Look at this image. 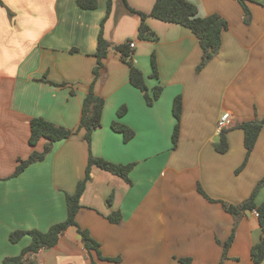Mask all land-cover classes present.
Segmentation results:
<instances>
[{
    "label": "crops",
    "instance_id": "crops-1",
    "mask_svg": "<svg viewBox=\"0 0 264 264\" xmlns=\"http://www.w3.org/2000/svg\"><path fill=\"white\" fill-rule=\"evenodd\" d=\"M0 3V264L21 254L32 237L12 242L18 230L48 231L67 218V195L85 177L90 154L135 166L131 182L92 167L81 197L77 223L101 244L99 264H255L252 248L263 232L254 210L239 215L223 202L248 199L264 177V127L246 165L245 134L239 125L264 120V0H188L206 17L220 14L228 23L219 53L198 69L203 50L191 29L151 15L146 22L156 40L138 38L141 16L121 0H97L84 9L77 0H2ZM149 14L156 0H127ZM118 45L135 43L133 62L160 97L149 105L130 82V67L114 50L98 75V37ZM155 52L159 76L152 77ZM105 99L102 125L89 143L79 129L90 89ZM181 96L179 141L173 148V103ZM127 112L118 117L117 111ZM230 111L228 150L219 152L217 122ZM42 117L75 130L58 141L44 160L13 176L20 159L33 152L31 120ZM114 120L135 130L128 142L112 128ZM219 137V138H218ZM41 139L36 149H44ZM111 197V203L108 199ZM257 203H264V187ZM119 211L120 222L109 216ZM234 240L224 252V244ZM76 226L51 248L30 255L25 264H90ZM264 264V260L260 263Z\"/></svg>",
    "mask_w": 264,
    "mask_h": 264
},
{
    "label": "trees",
    "instance_id": "trees-1",
    "mask_svg": "<svg viewBox=\"0 0 264 264\" xmlns=\"http://www.w3.org/2000/svg\"><path fill=\"white\" fill-rule=\"evenodd\" d=\"M127 12L139 14L141 16V24L139 27V38L143 40H156L155 32L147 24V16L151 15L159 20L165 22L177 23L185 26L195 34L199 39L201 48L203 50L202 60L198 69H202L207 63L213 59L220 51L222 46V34L227 28V21L218 13L202 17L199 14L197 5L188 0H156L154 6L149 14L138 11L131 7L127 0H121ZM246 12L249 15V10L246 7L245 0H239ZM78 5L84 9H96L98 6L97 0H77ZM0 3L5 6V3L0 0ZM113 0H108L107 15L112 8ZM10 14L13 12L8 8ZM104 22L98 37L97 50L95 56L97 57L98 65L95 68V74L98 75L100 68L103 65L104 59L108 54L114 50L120 55V58L130 67V82L133 86L141 90L149 105H153L160 97L162 87L157 86L151 90L149 89L143 72L133 62V51L129 42L113 45L104 37ZM152 64V77L158 78L159 71L155 52L151 55ZM105 108V99L97 95L93 88L90 89L86 95L83 106L82 114L79 124V129L85 130V137L89 143L92 140V133L102 125V116ZM183 110V103L181 96H177L173 103V113L176 118V124L173 132V148H176L179 141L181 116ZM127 112V107L122 106L117 111L118 117H122ZM244 130L246 157L240 167V170L246 165L248 158L253 151L257 139L264 127L261 120L255 119L245 121L239 125ZM112 128L123 134L126 142L130 141L135 136V130L131 127L114 120ZM225 131V130H224ZM220 133L221 141L217 143V150L219 152H226L228 150V142L225 132ZM75 130L68 129L63 126L56 125L45 118L36 117L31 120V136L30 144L34 148L33 152L27 159H20L15 169L13 176H19L29 165L42 161L48 153L51 152L56 142L69 138ZM41 139H46L44 149L38 151L36 146ZM98 166L99 168L109 171L115 175L121 176L128 182H131L130 172L133 170L135 164H121L108 161L102 157L90 154L88 166L86 168L85 177L77 184L76 190L72 194L67 195V218L63 222H59L50 227L48 231H40L37 229L32 230H18L12 232L10 238L12 242L19 241L24 235L29 234L32 241L29 246L23 249L21 254L17 256H9L4 259L3 264H25L30 255L38 253L42 249H47L55 246L59 238L65 231L71 227L76 226L79 234L82 236V241L85 249L90 253L92 261L90 264H99L101 260H114L103 256L101 251V244L91 236L87 229H83L77 223V214L81 206V197L85 191L87 182L91 179L92 167ZM264 187V177L257 183L251 196L238 205L223 202L225 209L235 215H239L246 210H256L259 212V223L262 228L263 236L257 244L252 248V258L255 264H260L264 260V203L258 204L257 197L260 189ZM111 203V197L108 199ZM121 214L119 211L113 212L109 216L112 222H120ZM234 240V234L231 235L229 240L224 244V252L226 253ZM185 264H190V259H181Z\"/></svg>",
    "mask_w": 264,
    "mask_h": 264
},
{
    "label": "built area",
    "instance_id": "built-area-1",
    "mask_svg": "<svg viewBox=\"0 0 264 264\" xmlns=\"http://www.w3.org/2000/svg\"><path fill=\"white\" fill-rule=\"evenodd\" d=\"M131 48L135 47V43H130ZM234 125V117L230 111H224L217 122V132L218 134L222 133L224 130L232 127ZM255 214L259 216V212L254 210Z\"/></svg>",
    "mask_w": 264,
    "mask_h": 264
},
{
    "label": "rangeland",
    "instance_id": "rangeland-1",
    "mask_svg": "<svg viewBox=\"0 0 264 264\" xmlns=\"http://www.w3.org/2000/svg\"><path fill=\"white\" fill-rule=\"evenodd\" d=\"M5 7H7L6 5H5ZM8 8V7H7ZM138 38H139V36H138ZM140 39V38H139ZM141 40H143V39H141ZM153 89V88H152ZM152 89H151V92H152Z\"/></svg>",
    "mask_w": 264,
    "mask_h": 264
},
{
    "label": "water",
    "instance_id": "water-1",
    "mask_svg": "<svg viewBox=\"0 0 264 264\" xmlns=\"http://www.w3.org/2000/svg\"><path fill=\"white\" fill-rule=\"evenodd\" d=\"M262 123L264 124V120L262 121ZM219 138V137H218Z\"/></svg>",
    "mask_w": 264,
    "mask_h": 264
}]
</instances>
